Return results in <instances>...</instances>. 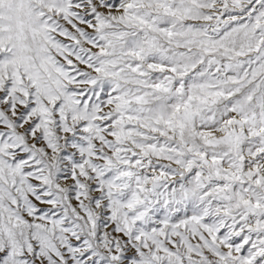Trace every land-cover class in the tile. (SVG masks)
<instances>
[{
  "label": "snow or ice",
  "instance_id": "1",
  "mask_svg": "<svg viewBox=\"0 0 264 264\" xmlns=\"http://www.w3.org/2000/svg\"><path fill=\"white\" fill-rule=\"evenodd\" d=\"M0 264H264V0H0Z\"/></svg>",
  "mask_w": 264,
  "mask_h": 264
}]
</instances>
